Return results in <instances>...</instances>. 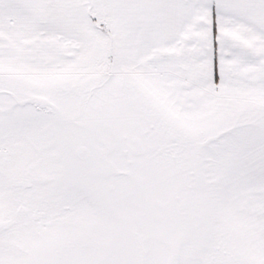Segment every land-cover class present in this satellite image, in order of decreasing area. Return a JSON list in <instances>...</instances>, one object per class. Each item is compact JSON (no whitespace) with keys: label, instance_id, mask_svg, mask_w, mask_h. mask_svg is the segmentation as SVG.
Returning <instances> with one entry per match:
<instances>
[{"label":"snow or ice","instance_id":"1","mask_svg":"<svg viewBox=\"0 0 264 264\" xmlns=\"http://www.w3.org/2000/svg\"><path fill=\"white\" fill-rule=\"evenodd\" d=\"M0 264H264V0H0Z\"/></svg>","mask_w":264,"mask_h":264}]
</instances>
